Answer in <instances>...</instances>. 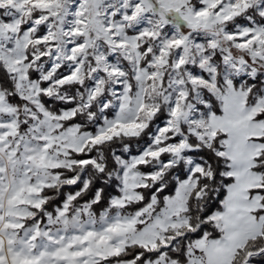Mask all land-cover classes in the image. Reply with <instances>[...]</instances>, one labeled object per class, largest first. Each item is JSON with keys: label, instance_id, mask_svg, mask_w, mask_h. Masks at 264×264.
I'll use <instances>...</instances> for the list:
<instances>
[{"label": "snow or ice", "instance_id": "6c2138e0", "mask_svg": "<svg viewBox=\"0 0 264 264\" xmlns=\"http://www.w3.org/2000/svg\"><path fill=\"white\" fill-rule=\"evenodd\" d=\"M0 264H264V0H0Z\"/></svg>", "mask_w": 264, "mask_h": 264}]
</instances>
